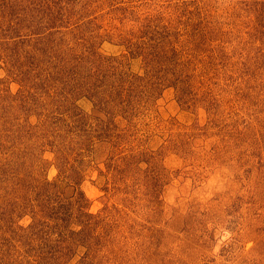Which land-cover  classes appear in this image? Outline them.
<instances>
[{
	"label": "rangeland",
	"instance_id": "obj_1",
	"mask_svg": "<svg viewBox=\"0 0 264 264\" xmlns=\"http://www.w3.org/2000/svg\"><path fill=\"white\" fill-rule=\"evenodd\" d=\"M78 37L69 95L49 65ZM0 40V157L36 150L0 170L1 262L264 264V0H0ZM39 193L90 226L27 237Z\"/></svg>",
	"mask_w": 264,
	"mask_h": 264
},
{
	"label": "trees",
	"instance_id": "obj_2",
	"mask_svg": "<svg viewBox=\"0 0 264 264\" xmlns=\"http://www.w3.org/2000/svg\"><path fill=\"white\" fill-rule=\"evenodd\" d=\"M80 37H78L77 39H74L72 41H67L65 44L62 45V47H58V50H59V58H61V62L58 61L57 65L55 66L54 63H52V65H49L52 66V79L56 81L57 84H59L60 86L63 84H65L64 88L67 87L66 86V80H69L70 82V87H68L67 90H69V95H73L74 93H79V90H85V91H88L89 89L91 90V86L89 84V82L86 81V78H87V73H85L84 75L81 74L82 76L78 75L77 76V66L80 64V62L82 60H84V54L85 52H87V49L84 47V39H82ZM1 41V40H0ZM64 46V47H63ZM42 50V48H40ZM91 49V48H90ZM43 51V50H42ZM43 53V52H42ZM92 54V53H91ZM46 56V55H45ZM38 61V62H36ZM39 61L40 62H48L49 60L45 57H41V60H35V58H33V61L32 63H34V66H38L39 64ZM75 65V66H74ZM26 66L27 65H24V67L22 68L21 70V73H26ZM74 66V67H73ZM64 67H66V71L64 69ZM69 67L68 70H70L69 72V77H68V73H67V68ZM95 68V67H94ZM87 72V71H86ZM95 72V71H94ZM92 73L93 75H95V73ZM84 73V72H82ZM27 74V73H26ZM91 75V73H90ZM84 85V86H83ZM46 92V91H45ZM47 96H50L48 94V92H46ZM5 104H0V108L3 107L2 109H0V123L4 124L6 122V118L8 117L7 115L9 114H5L6 111H4V107L5 106H8L9 104H7L6 102H4ZM72 108V109H75V105H72V102L68 101V104L67 106ZM66 106V107H67ZM80 116V114H76L75 117H78ZM70 117V116H69ZM68 117V118H69ZM4 122V123H3ZM0 124V125H2ZM57 130H54V133H56ZM25 146L21 151H23V155L22 156H19V157H0V159L2 158V162L0 163V170H4L5 172L7 171H14L12 168L15 169V158H19V164L20 166H24L25 164H27L28 162V159L30 158H27L28 155L31 154L30 151H34V154H35V149H34V146L32 144H30L29 142H25V144L23 145ZM33 147V148H32ZM14 149H16V146L15 144H2L0 145V150H2V152H6L5 154H9V151H13ZM17 154V153H16ZM27 154V156H26ZM17 167V165H16ZM42 183H44L45 185H48L50 187H54V188H57L59 185L58 183H55V182H49L48 180H44ZM12 187L14 189H16L17 191L19 190H22V187H21V182H17V181H12ZM25 189V186L23 187V190ZM40 195V199H39V209L38 211L42 212L44 214V216H39L37 217V213L34 211V206L32 205L31 202H29V204L27 205L28 208H30V211H31V214H32V218L34 219L33 221V225L35 228V231L32 232V233H29L27 235V237L30 235V234H33V235H38L39 238H41L42 240H45L48 236H51L52 235V229L50 230V228H53V224L51 225H48L44 219L48 218L51 214L52 216V219H54V217L56 219H59L61 220V223H63L65 225V229H67V232L71 233V234H81L85 228H87V226H90L89 223L90 221H87V216H89V214H83V213H74V210H72L70 207L67 206V202L64 201V199L62 201H59V199H57V204H58V210H56V214L54 216V207H55V200H52V196H49L48 194L46 193H39ZM38 195V196H39ZM23 204H19L18 206L16 205L13 209H21L22 207H25V206H22ZM21 206V208H19ZM76 217H79L78 219L80 220H77L78 222H80V224L82 225V228L83 229H80V230H72L71 228L68 227V222H72L76 219ZM86 217V218H84ZM82 218V219H81ZM42 225V227L40 226ZM59 225V224H58ZM54 226L56 229H58V232L59 233H62L60 229H63L62 227L59 228V226ZM58 227V228H57ZM27 237H24V240L25 238ZM9 238V242L8 244H12L14 249L13 250H8V251H2L1 254L3 255V257H5L6 255H10L12 256L15 252L17 253V255H19V257L21 258V256H24V255H21L23 253H21L19 250L16 249L15 245L16 243L14 242V238ZM30 238V237H29ZM23 240V241H24ZM24 245H25V241L23 242ZM15 244V245H14ZM26 244L27 246H29V249L32 250H37L39 253L42 252L43 248L42 246H36L34 247L32 244V241L29 240L27 238V241H26ZM42 255H43V252H42ZM63 255H66V254H63ZM22 259V258H21ZM6 262H1L0 261V264H5ZM27 263H30V264H33V260H28ZM20 264H24L23 262V259L21 261Z\"/></svg>",
	"mask_w": 264,
	"mask_h": 264
}]
</instances>
